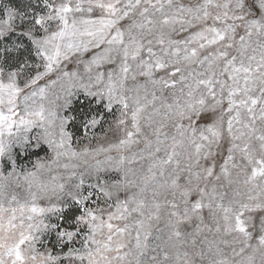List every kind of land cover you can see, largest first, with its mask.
Segmentation results:
<instances>
[{
    "label": "snow or ice",
    "instance_id": "snow-or-ice-1",
    "mask_svg": "<svg viewBox=\"0 0 264 264\" xmlns=\"http://www.w3.org/2000/svg\"><path fill=\"white\" fill-rule=\"evenodd\" d=\"M0 181V264H264V0H0Z\"/></svg>",
    "mask_w": 264,
    "mask_h": 264
},
{
    "label": "rangeland",
    "instance_id": "rangeland-1",
    "mask_svg": "<svg viewBox=\"0 0 264 264\" xmlns=\"http://www.w3.org/2000/svg\"><path fill=\"white\" fill-rule=\"evenodd\" d=\"M193 69L196 67L195 65L191 66ZM138 79H140L141 81H143L144 78L142 77H139ZM129 84L132 83L131 80L128 81ZM55 91H59V87L57 89H55ZM52 100H55V96L53 95L51 97ZM84 98L81 94V96L79 97V99H77V97H73V101H74V104H73V107L77 110V113L79 112V109L81 107V104H80V101H82ZM46 106H51V107H54V105H48V102L45 101L44 102ZM61 114H64V113H61ZM68 115H71V113H68ZM111 119V117H109V120ZM67 130L73 134V148H76V149H79V148H82L85 144H89V140L91 141L90 143V147L91 148H96L98 146H100L101 144L105 147L108 146L109 143H116L118 142V137L120 135H122V133H111L109 132L107 134V136H105V132H107V124L104 125L103 128H100V127H97L95 129H91L89 132H88V137L89 139L88 140H82L80 141V143H77V141L80 140V138L83 136V130L82 129H78V126H73L72 124H69V126L67 127ZM39 131V130H37ZM142 147V145H141ZM44 152L41 151L40 152V155L41 156H44ZM109 155H112V156H117V153L115 151H113L112 153H110ZM105 158V154H101L99 157H97V159L99 160H103ZM33 159H35V157H33ZM65 162H69V161H65ZM90 163H94L95 161L94 160H90L89 161ZM70 163H80L79 161H70ZM81 167H83V165H81ZM60 171H63V169H60ZM6 174V173H5ZM2 182V181H0ZM16 192L20 193V195L23 197L24 195H26V192L23 188H19V189H16ZM164 227V222L163 220L160 221L158 224H154L153 228L151 229V235L149 237V240H148V244H149V253L148 255L151 256V255H154L155 253H153L151 251V249L153 247H155L158 243H160V240H157L156 237L157 236H161V237H164L166 238V234L163 233V232H157V229L160 228V229H163ZM55 254V253H54Z\"/></svg>",
    "mask_w": 264,
    "mask_h": 264
}]
</instances>
